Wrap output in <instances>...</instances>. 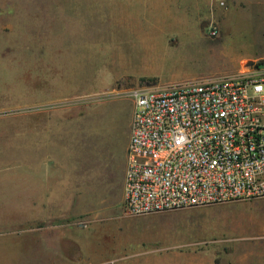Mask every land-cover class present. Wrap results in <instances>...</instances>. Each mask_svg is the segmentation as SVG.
Wrapping results in <instances>:
<instances>
[{
    "label": "rangeland",
    "instance_id": "1",
    "mask_svg": "<svg viewBox=\"0 0 264 264\" xmlns=\"http://www.w3.org/2000/svg\"><path fill=\"white\" fill-rule=\"evenodd\" d=\"M115 8L0 0V264H264V196L137 216L122 204L132 89L264 59V0H216L201 22Z\"/></svg>",
    "mask_w": 264,
    "mask_h": 264
},
{
    "label": "built area",
    "instance_id": "2",
    "mask_svg": "<svg viewBox=\"0 0 264 264\" xmlns=\"http://www.w3.org/2000/svg\"><path fill=\"white\" fill-rule=\"evenodd\" d=\"M131 96L125 214L264 196V59L243 60L231 76Z\"/></svg>",
    "mask_w": 264,
    "mask_h": 264
},
{
    "label": "crops",
    "instance_id": "3",
    "mask_svg": "<svg viewBox=\"0 0 264 264\" xmlns=\"http://www.w3.org/2000/svg\"><path fill=\"white\" fill-rule=\"evenodd\" d=\"M248 0H227L230 4L247 3ZM216 5V0H115V10L124 14L135 10L143 13H155L157 16L165 12L179 13V19L183 22L197 17L200 22L203 18L210 17L211 6ZM130 15H126L128 17ZM131 17V16H130ZM149 18L148 16H145ZM259 59V58H249ZM124 183V182H123ZM47 195V194H46Z\"/></svg>",
    "mask_w": 264,
    "mask_h": 264
}]
</instances>
